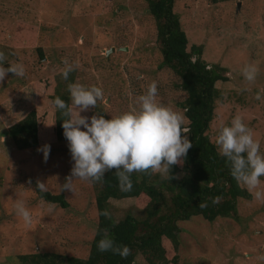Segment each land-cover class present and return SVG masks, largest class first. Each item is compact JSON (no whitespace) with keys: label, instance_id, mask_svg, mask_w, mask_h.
I'll use <instances>...</instances> for the list:
<instances>
[{"label":"rangeland","instance_id":"rangeland-1","mask_svg":"<svg viewBox=\"0 0 264 264\" xmlns=\"http://www.w3.org/2000/svg\"><path fill=\"white\" fill-rule=\"evenodd\" d=\"M88 1L86 7L83 0H0V52L6 57L2 66L25 67L23 77L9 73L0 82V104L39 79L53 78L61 85L102 88L104 98L85 113L111 119L135 108L136 98L155 81L157 102L183 114L178 104L185 94L176 88L175 75L159 67L154 22L144 0ZM172 12L184 32L186 49L200 47L201 60L226 71L227 81L215 84L220 95L206 132L209 141L218 151L219 129L240 116L264 155V0H173ZM25 35L32 37L33 46H26ZM62 58L75 65L67 80L61 73ZM247 64L259 69L251 84L242 75ZM45 145H50L47 160L38 151L44 145L16 150L0 122V264H21L18 256L36 252L87 257L100 183L73 178V192L62 191L74 163L68 142ZM37 180L46 184L45 192L62 195L67 207L47 211V204L35 196ZM261 181L264 188V177ZM249 195L250 200H236V220L209 223L192 217L176 223L178 246L175 251L166 246L168 259L174 257L177 264H264L258 259L264 255V203ZM17 199L31 212L30 225L17 216ZM146 201L141 195L110 199L107 210L116 220L127 214L139 217ZM133 263L145 264L139 256Z\"/></svg>","mask_w":264,"mask_h":264},{"label":"trees","instance_id":"trees-1","mask_svg":"<svg viewBox=\"0 0 264 264\" xmlns=\"http://www.w3.org/2000/svg\"><path fill=\"white\" fill-rule=\"evenodd\" d=\"M83 1L87 7L89 1ZM209 1L216 4L239 0ZM144 2L154 22L157 50L161 56L159 67L175 75L179 82L176 88L185 94L178 106L185 116V128L189 129L186 135L192 148L183 158L182 165L171 166V179L158 173H133L131 190L122 191L115 170L105 174L94 197L97 223L86 258L36 252L18 256L21 264H134L136 256L145 264H177L174 257L168 259L166 251L167 245L173 251L178 246L176 223L192 217H200L209 223L217 218L236 220V200H250L249 193L231 176L226 158L219 154L206 135L215 100L220 95L215 84L227 81L225 69L214 64L208 66L201 60L200 47L186 49L184 32L177 15L172 12L173 0ZM24 38L26 46H33L32 37L25 35ZM67 86L53 78H42L0 104V122L16 150L67 142L62 128L65 118L50 103L57 96L70 102ZM35 99L38 108L34 107ZM81 115L87 116L85 112ZM34 192L39 200L51 202L61 209L67 207L62 195L39 192L36 186ZM140 195L147 201L138 211L139 217L127 214L116 220L100 215L107 210L108 200L138 198ZM216 197L220 199L213 203ZM200 204L206 207L201 208ZM105 229L117 245L130 249L126 258L98 250L97 243Z\"/></svg>","mask_w":264,"mask_h":264},{"label":"clouds","instance_id":"clouds-1","mask_svg":"<svg viewBox=\"0 0 264 264\" xmlns=\"http://www.w3.org/2000/svg\"><path fill=\"white\" fill-rule=\"evenodd\" d=\"M6 57L0 52V82L12 73L17 77L25 75V67L20 63L3 67ZM64 67L61 69L63 79L67 80L75 65L62 58ZM259 69L255 64H247L242 69L244 80L254 83ZM69 100L65 102L59 96L50 103L63 118V136L68 142L71 160L74 162L70 175L61 185L62 191L73 192V178L86 182H103L105 174L114 171L118 186L122 191L132 188L133 173H160L171 179V166L182 165L192 143L186 133L189 129L183 127L185 116L170 107L157 102L158 86L155 81L147 86V91L136 98V107L131 111L105 119L103 115L94 114L91 117L82 116L90 108H95L97 102L104 98L103 89L95 85L86 87L79 83L68 84ZM257 100L261 95L257 93ZM83 128L84 130H81ZM215 144L218 152L230 164V174L243 185L252 195L254 201L264 203V188H261V177H264V155L260 153V144L254 139L252 129L247 127L240 116L232 119L230 126H221ZM44 159L50 154V145L42 149ZM31 181H29V184ZM36 189L45 192L46 184L37 180ZM216 197L213 203L218 202ZM47 203V211L51 212L56 205ZM201 208L205 204L199 205ZM17 216L26 225L32 222L31 212L25 201H14ZM110 218L108 210L100 213ZM98 241L100 252L111 251L114 255L126 258L130 254L127 246L117 245L107 235ZM264 261V255L258 258Z\"/></svg>","mask_w":264,"mask_h":264},{"label":"water","instance_id":"water-1","mask_svg":"<svg viewBox=\"0 0 264 264\" xmlns=\"http://www.w3.org/2000/svg\"><path fill=\"white\" fill-rule=\"evenodd\" d=\"M237 6H238V3H237Z\"/></svg>","mask_w":264,"mask_h":264}]
</instances>
